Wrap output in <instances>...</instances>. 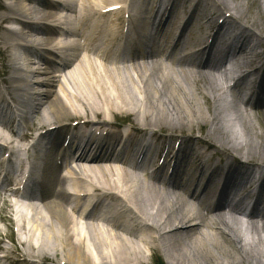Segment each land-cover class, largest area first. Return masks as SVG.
<instances>
[{"label":"bare ground","instance_id":"1","mask_svg":"<svg viewBox=\"0 0 264 264\" xmlns=\"http://www.w3.org/2000/svg\"><path fill=\"white\" fill-rule=\"evenodd\" d=\"M10 1L0 2L4 10L0 11V74L7 77L3 83L6 93L0 90V117L15 120L17 116L11 118L15 106L18 112V108L36 102L33 116L23 127L42 132L48 148L44 150L37 142L33 150H43L41 159L34 154L26 156L23 140L7 137L8 127L0 122V142L5 144H0V152L8 154L7 166L19 161L32 166L34 192L47 183L50 188L39 203L40 209L34 207L29 219L20 216L16 230L13 221L6 225L7 234L0 236V251L4 253L0 263L57 264L60 256L62 264H151L163 251L165 264H264V124L257 117L264 119V9L253 0H208L215 10L213 17H208L202 13L206 0ZM33 2L49 10L29 29L37 37L44 32L51 37L35 43L34 38L24 40L20 34H2L1 25L16 19L10 16L34 14L28 7ZM141 6L152 14L157 39L148 38L154 47L157 42L165 53L193 49L179 55L181 67L189 55L200 66L233 53L224 66L211 65L224 84L226 66L233 71L250 65L251 70L231 81L240 94L242 84L255 86L250 103L244 107L260 114L242 113L223 102L219 89L197 72L182 71L176 79L169 72L164 75L154 61V50L146 51L147 42L140 35H132ZM133 15L139 18L129 20ZM96 20L106 22L107 28L103 30ZM73 22L89 27L91 37L86 46L125 29L121 47L124 57L114 62L101 55L100 60L112 66L99 67L88 56L77 53L53 73L46 67L35 68L29 62L30 54L49 66L54 64L53 57L57 58L54 52L69 48L66 43L55 46L52 36ZM149 26L143 29L145 36ZM223 34L228 38L220 43ZM11 39L21 40L25 49L11 46ZM109 43L114 44L112 40ZM106 49L110 52L109 47ZM251 55L253 58L248 59ZM173 61L177 64L176 59ZM36 88L37 93L33 92ZM221 102L218 113L217 103ZM71 116L97 121L59 125ZM221 128L232 130L236 137L224 139ZM185 129L188 135L182 138L166 134ZM195 131L201 135L194 137ZM240 133L243 142H238ZM15 141L19 144L14 145ZM61 145H66L65 159L77 156L75 168L67 161H60L57 167L49 160L51 150ZM255 160L263 162L255 164ZM131 162L142 173L148 166L158 168L152 180L141 183L128 169ZM62 169L65 175L60 185L68 184L71 192L70 215L66 203L59 200L63 191L56 188ZM39 174L42 183L36 181ZM16 176L19 174L14 173L7 183L15 182ZM3 185L4 194L15 193L6 188V182ZM177 187L197 201L200 197L202 210H207L205 202L215 190L222 191L206 216L187 208L182 199L180 203L173 192ZM233 197L238 198V207L244 205L250 213L245 227L241 225L244 229L239 230L233 221L239 209H232L227 217L222 215V205ZM2 198L6 205L8 198ZM84 198L91 201L88 210L81 207ZM83 212L82 222H78ZM0 221L5 223L6 218L0 215ZM3 238L9 239V247L3 246Z\"/></svg>","mask_w":264,"mask_h":264},{"label":"rangeland","instance_id":"2","mask_svg":"<svg viewBox=\"0 0 264 264\" xmlns=\"http://www.w3.org/2000/svg\"><path fill=\"white\" fill-rule=\"evenodd\" d=\"M20 1V3L21 4H23V1L22 0H19ZM253 1H255L256 2V6L261 10V7L264 9V0H253ZM0 2H2V3H6V4H10L11 3V1L10 0H0ZM0 11H4L3 9H0ZM262 11H264V10H262ZM7 15H8V13H6ZM9 16V15H8ZM10 17H13V18H16L17 16H10ZM19 17V16H18ZM110 20H114V18H112V19H110ZM9 21H12V19L11 20H9ZM3 26H5V24H2L1 25V32H2V34H6V35H12V30L10 29V30H7V29H5V28H3ZM38 38H40V40H42L43 39V37H38ZM9 40H10V38H9ZM9 44H10V41H9ZM11 45V44H10ZM12 46V45H11ZM92 61H94L99 67H102L103 65H105V64H103L99 59H97V58H94V59H92ZM107 65V64H106ZM157 65H158V67L161 69L160 71H162L163 72V74L164 75H167L168 74V72L171 74V75H173V78H178V75H177V73H175V72H173L172 70H171V68H169L168 67V69L163 65V64H159V63H157ZM108 66V65H107ZM36 67H39V65H37L36 64V66H35V68ZM178 69V68H177ZM203 76H205V75H203ZM7 77L6 76H2L1 74H0V90L5 94L6 93V86H5V84H3V83H5L4 82V80L6 79ZM204 78V77H203ZM209 79L210 80V84H212L213 86H214V89L215 88H218V86H217V81L212 77V76H208V77H206V78H204L205 80L206 79ZM36 91H39V89H35ZM219 91V90H218ZM221 97H222V93L221 92H219L218 93ZM225 101V99L223 100V102ZM221 105H222V102L220 103V105L217 103V112L218 113H220L221 112ZM231 106H233V105H231ZM235 107V106H234ZM238 111H239V109L238 108H236ZM252 112V114L253 113H258L257 111H255V110H251ZM251 115V114H250ZM257 117H259V119L262 121V123L264 124V119L262 120L261 118L262 117H260V116H257ZM93 121V120H95V121H97V119H94L93 117H88V118H82V120H80L79 118H76L75 116H71V117H69V118H67V119H65V120H63L61 123H60V125H64V126H71V125H73L74 124V122L76 121V122H78V123H81V122H86V121ZM250 122H254V124H256V121L255 120H251ZM151 130V128H149V129H146L145 131H147V132H149ZM169 131V130H168ZM222 131V132H221ZM221 133H223L224 134V136H223V138L224 139H227L228 137H229V139H232L234 136H235V134H233V132H232V130H223V128H221ZM166 134H168V135H170V136H173V137H175V138H182L183 136H187L188 134H187V130L185 129V130H182V131H177V132H172V131H169L168 133H166ZM201 134H199V133H197L196 131L194 132V134H193V136L194 137H199ZM234 135V136H233ZM232 136V138H230ZM222 137V136H221ZM236 137V136H235ZM240 138V137H239ZM229 141V140H228ZM238 142H240V139L238 140ZM242 142V141H241ZM211 149H213V148H211ZM214 150H216V148H214ZM217 151V150H216ZM10 200V199H9ZM177 200L181 203H183V201H181V199L180 198H177ZM1 201V200H0ZM11 202H8L6 205L5 204H3L2 206H0V215H2V216H4L5 218H6V222L4 223V222H1L0 221V230H1V233H0V236H3L4 234H7V227H6V225H8V224H12V221H13V226H14V229L16 230V223L18 222V216H19V214L20 213H18L17 211H16V206L12 203V200H10ZM1 203V202H0ZM184 204L185 205H187L185 202H184ZM7 206H9L8 207V209L7 208H5V207H7ZM187 208H189L190 210H192L193 211V209L194 208H192V207H190L189 205H187ZM7 209V210H6ZM225 217V216H224ZM232 221V220H231ZM234 222H236L238 225V227H239V230H240V228L242 227V226H244V225H242L240 222H239V220H233ZM242 225V226H241ZM245 227V226H244ZM244 227H242V229H244ZM237 228V227H236ZM215 232V231H214ZM248 238H251L252 239V237H248ZM2 244H3V246L4 247H9L10 246V242L8 241V240H4V241H2ZM3 254H2V252H0V256H2ZM58 259H57V264H59V263H61L62 262V259L60 258V256L59 257H57ZM156 259H158V260H156ZM164 260H165V258H164V256L162 257V256H160V257H156V256H154V260H152V261H150V263L151 264H165V262H164ZM62 264V263H61Z\"/></svg>","mask_w":264,"mask_h":264}]
</instances>
